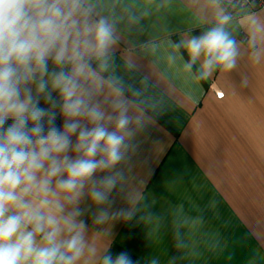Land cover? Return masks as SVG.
<instances>
[{
    "label": "crops",
    "instance_id": "crops-1",
    "mask_svg": "<svg viewBox=\"0 0 264 264\" xmlns=\"http://www.w3.org/2000/svg\"><path fill=\"white\" fill-rule=\"evenodd\" d=\"M221 6L233 16L237 64L198 79L203 58L186 71L190 57L173 45L214 25L208 0H97V11L116 20L117 74L141 91L148 119L117 166L124 179L111 205L79 204L97 251L77 264L121 251L139 264H264V46L254 63L241 25L250 13L264 20V7ZM101 207L133 215L95 224Z\"/></svg>",
    "mask_w": 264,
    "mask_h": 264
},
{
    "label": "clouds",
    "instance_id": "clouds-1",
    "mask_svg": "<svg viewBox=\"0 0 264 264\" xmlns=\"http://www.w3.org/2000/svg\"><path fill=\"white\" fill-rule=\"evenodd\" d=\"M208 3L214 25L173 45L188 53L186 71L203 58L198 79L233 70L239 56L233 16L221 0ZM241 25L260 63L264 20L250 13ZM118 41L116 20L97 11V0H0V264H77L96 255L79 204L87 197L111 205L124 179L117 166L148 119L141 91L117 74ZM132 215L101 207L94 223ZM100 264L139 262L121 251Z\"/></svg>",
    "mask_w": 264,
    "mask_h": 264
},
{
    "label": "built area",
    "instance_id": "built-area-1",
    "mask_svg": "<svg viewBox=\"0 0 264 264\" xmlns=\"http://www.w3.org/2000/svg\"><path fill=\"white\" fill-rule=\"evenodd\" d=\"M221 1L229 5L238 3L239 5L242 6H252L254 8L264 7V0H221ZM220 96H222L221 93Z\"/></svg>",
    "mask_w": 264,
    "mask_h": 264
},
{
    "label": "trees",
    "instance_id": "trees-1",
    "mask_svg": "<svg viewBox=\"0 0 264 264\" xmlns=\"http://www.w3.org/2000/svg\"><path fill=\"white\" fill-rule=\"evenodd\" d=\"M11 121H9V123H10ZM56 125L59 127V121H58V119H56Z\"/></svg>",
    "mask_w": 264,
    "mask_h": 264
}]
</instances>
